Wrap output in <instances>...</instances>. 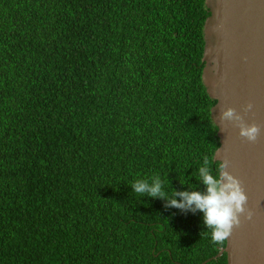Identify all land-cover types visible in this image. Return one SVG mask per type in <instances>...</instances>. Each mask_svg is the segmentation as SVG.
Here are the masks:
<instances>
[{
    "label": "trees",
    "instance_id": "16d2710c",
    "mask_svg": "<svg viewBox=\"0 0 264 264\" xmlns=\"http://www.w3.org/2000/svg\"><path fill=\"white\" fill-rule=\"evenodd\" d=\"M208 15L205 0H0V264H227L202 214L168 204L204 190L219 146ZM157 176L166 197L132 191Z\"/></svg>",
    "mask_w": 264,
    "mask_h": 264
},
{
    "label": "water",
    "instance_id": "95a60500",
    "mask_svg": "<svg viewBox=\"0 0 264 264\" xmlns=\"http://www.w3.org/2000/svg\"><path fill=\"white\" fill-rule=\"evenodd\" d=\"M202 82L216 101L210 117L219 146L214 161L236 177L247 196L251 219L241 215L218 254L227 264H264V0H205ZM252 108L246 110V105ZM231 107L243 122L256 124L254 141L238 123L222 117Z\"/></svg>",
    "mask_w": 264,
    "mask_h": 264
},
{
    "label": "clouds",
    "instance_id": "9594fccd",
    "mask_svg": "<svg viewBox=\"0 0 264 264\" xmlns=\"http://www.w3.org/2000/svg\"><path fill=\"white\" fill-rule=\"evenodd\" d=\"M252 108L246 105V110ZM222 117L238 123L239 134L250 141H254L259 132L256 124H245L239 113L228 107L223 110ZM204 157L197 169L196 179L204 186L203 191L184 190L176 192L168 199L171 207L200 212L205 228L210 230V238L214 243L223 244L232 234L235 226L241 222V215L251 219V212L246 209L247 196L242 190L236 177L225 170V162L215 165L212 160ZM184 183V182H183ZM189 187H192L189 185ZM137 194H147L150 197H166L164 183L157 176L151 182L145 179L137 180L131 185ZM178 196L179 199L175 197Z\"/></svg>",
    "mask_w": 264,
    "mask_h": 264
}]
</instances>
